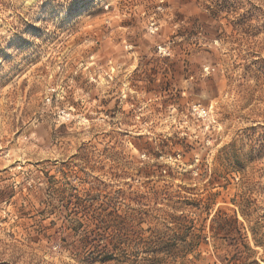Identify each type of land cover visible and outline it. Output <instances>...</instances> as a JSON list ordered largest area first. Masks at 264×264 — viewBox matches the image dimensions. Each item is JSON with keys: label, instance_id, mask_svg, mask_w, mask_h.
Masks as SVG:
<instances>
[{"label": "rangeland", "instance_id": "rangeland-1", "mask_svg": "<svg viewBox=\"0 0 264 264\" xmlns=\"http://www.w3.org/2000/svg\"><path fill=\"white\" fill-rule=\"evenodd\" d=\"M154 257L264 264V0H0V264Z\"/></svg>", "mask_w": 264, "mask_h": 264}, {"label": "trees", "instance_id": "trees-1", "mask_svg": "<svg viewBox=\"0 0 264 264\" xmlns=\"http://www.w3.org/2000/svg\"><path fill=\"white\" fill-rule=\"evenodd\" d=\"M191 234H193V233H191ZM194 235V234H193ZM194 247V242L193 241H191L190 243H188V244H186V248H191V247ZM108 260H110L109 259V257H108V255H106L105 257H102L101 259H100V261H102V262H106V261H108ZM146 264H167L168 262H170V259H166V258H151V259H147L146 260Z\"/></svg>", "mask_w": 264, "mask_h": 264}]
</instances>
